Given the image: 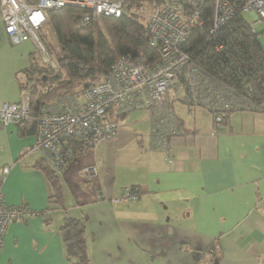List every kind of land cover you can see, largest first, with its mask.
<instances>
[{
    "label": "crops",
    "instance_id": "0c3cea01",
    "mask_svg": "<svg viewBox=\"0 0 264 264\" xmlns=\"http://www.w3.org/2000/svg\"><path fill=\"white\" fill-rule=\"evenodd\" d=\"M32 53L30 41L10 42L0 15V103L23 94ZM179 121L164 152L151 147L143 112L122 115L112 139L58 169L63 202L51 208L34 167L50 161L34 133L0 123L4 201L35 212L8 224L0 264H75L58 231L66 216L84 221L90 264H264V111H229L215 131L205 114ZM131 186L138 198L112 201Z\"/></svg>",
    "mask_w": 264,
    "mask_h": 264
},
{
    "label": "built area",
    "instance_id": "2783aa9c",
    "mask_svg": "<svg viewBox=\"0 0 264 264\" xmlns=\"http://www.w3.org/2000/svg\"><path fill=\"white\" fill-rule=\"evenodd\" d=\"M65 5L85 9L81 22L88 23L100 15L119 16L125 0H0V15L4 31L12 44L30 41L42 60H50L49 52L39 34L47 22V12ZM252 15L248 24L264 22V0H213L212 24L208 32L215 33L234 12ZM199 0H162L150 11L146 31L150 45H158L159 60L141 61L129 53L114 59L96 83L82 91L66 93L30 107V95L24 92L17 101L0 103V123L24 126L34 123L35 148L43 151L55 169L64 164L63 145L77 143L79 151L88 150L101 141L112 139L120 128L121 117L131 111H141L150 122V145L164 152L170 139L182 133L174 102L182 101L212 113V130L222 122L227 110L256 108L252 102L236 94L225 83L210 77L190 60L180 45L188 38L190 26L199 21ZM264 32V30L262 31ZM220 46H216L218 49ZM9 166L0 173V251L8 224L35 212L22 205H9L1 190ZM87 176L97 174L94 166L84 168ZM138 187L123 189L112 201L138 198Z\"/></svg>",
    "mask_w": 264,
    "mask_h": 264
},
{
    "label": "trees",
    "instance_id": "16d2710c",
    "mask_svg": "<svg viewBox=\"0 0 264 264\" xmlns=\"http://www.w3.org/2000/svg\"><path fill=\"white\" fill-rule=\"evenodd\" d=\"M161 1L125 0L126 5L119 16L100 15L88 23L81 22L84 8L65 5L49 10L47 20L60 49L57 54L59 68L53 69L34 52L31 54L21 89L22 93H29L32 111L45 101L66 93H78L96 83L108 72L112 61L122 54L129 53L141 61L158 62V45H150L145 26L151 9ZM234 2L236 0H232ZM212 4L213 0H199V21L190 26L189 36L180 49L210 77L232 87L236 94L257 106L235 110L264 111V44L259 39V32H253L242 12L235 11L215 33H209ZM39 34L43 38L42 29ZM216 46L220 47L216 49ZM44 77L48 78L46 83L42 82ZM38 78L41 84L34 82ZM229 111L233 110L225 111L222 117ZM19 128L21 134L34 132V123L28 122ZM67 145H63V166L87 150L80 152L74 140H69ZM34 167L43 173L50 185L48 208L62 206L63 187L58 169L45 159L35 163ZM58 231L68 260L73 259L75 264H90L84 221L66 216Z\"/></svg>",
    "mask_w": 264,
    "mask_h": 264
},
{
    "label": "rangeland",
    "instance_id": "374dc122",
    "mask_svg": "<svg viewBox=\"0 0 264 264\" xmlns=\"http://www.w3.org/2000/svg\"><path fill=\"white\" fill-rule=\"evenodd\" d=\"M243 16L247 19V20H251L252 15L248 12H242ZM256 30L259 32V39L261 40V42L264 44V32H262L264 30V22H259L255 25ZM42 36H43V42L44 45L46 47V49L49 52V57L50 60H41L43 63L50 65L53 69H58L59 65L57 62V54L60 52L59 46L57 45V41L55 38V35L53 33L52 27L49 23V21L47 20L46 24L43 26L42 28ZM32 50L34 52V55L38 56L39 58H41L39 52L37 51V49L32 45ZM59 72H61V74L64 72L63 70H60ZM49 74V73H47ZM40 79L38 78L37 80H35V83L41 84ZM48 81L47 77L43 78V83H46ZM53 81V79H51V82ZM173 106L175 107V113L177 115V117H179L180 120H185L188 122H191L192 120L198 119V117L201 114H205L207 116H212V113L208 110H204V109H200L199 108H195L193 105L188 104V103H183L182 101H175ZM128 188V187H126ZM206 261H204L205 263ZM203 264V261L202 263Z\"/></svg>",
    "mask_w": 264,
    "mask_h": 264
},
{
    "label": "clouds",
    "instance_id": "9594fccd",
    "mask_svg": "<svg viewBox=\"0 0 264 264\" xmlns=\"http://www.w3.org/2000/svg\"><path fill=\"white\" fill-rule=\"evenodd\" d=\"M176 114V113H175ZM176 117H177V115H176ZM178 119V118H177ZM179 120V119H178ZM222 120H223V117H222ZM180 122V121H179ZM181 125V124H180ZM182 133H183V130H182Z\"/></svg>",
    "mask_w": 264,
    "mask_h": 264
}]
</instances>
